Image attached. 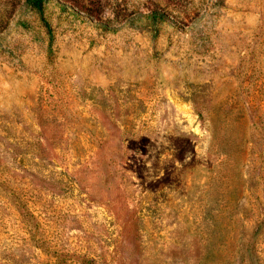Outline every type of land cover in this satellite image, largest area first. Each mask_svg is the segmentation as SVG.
<instances>
[{
    "label": "rangeland",
    "instance_id": "1",
    "mask_svg": "<svg viewBox=\"0 0 264 264\" xmlns=\"http://www.w3.org/2000/svg\"><path fill=\"white\" fill-rule=\"evenodd\" d=\"M248 247L264 264V0H0V264Z\"/></svg>",
    "mask_w": 264,
    "mask_h": 264
},
{
    "label": "trees",
    "instance_id": "2",
    "mask_svg": "<svg viewBox=\"0 0 264 264\" xmlns=\"http://www.w3.org/2000/svg\"><path fill=\"white\" fill-rule=\"evenodd\" d=\"M52 1H54V0H27V2L30 4V6L39 12H42L44 7ZM55 3H57L60 6H63L61 3L57 2V1H55ZM145 18L152 21L153 23H161L164 21V15L161 13H154V14L146 15ZM110 136L115 138V136H117V134L115 136H114V134H111ZM103 149H104L103 154L101 156H99V158H101V160H103V162L106 159H109L111 157V155H121L122 154V152L119 151V149H117L115 146L110 145V144L105 146ZM250 251H251V249H250V247H248L247 253H248L249 259L251 261V264H255L254 259H253V255H252V253H250ZM125 254H126V257H124V259L127 263H129L130 260H128V258H130V257H129L127 252H125Z\"/></svg>",
    "mask_w": 264,
    "mask_h": 264
}]
</instances>
